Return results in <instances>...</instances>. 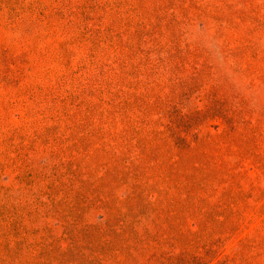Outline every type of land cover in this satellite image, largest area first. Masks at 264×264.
Here are the masks:
<instances>
[{"label": "rangeland", "instance_id": "1", "mask_svg": "<svg viewBox=\"0 0 264 264\" xmlns=\"http://www.w3.org/2000/svg\"><path fill=\"white\" fill-rule=\"evenodd\" d=\"M0 264H264V0H0Z\"/></svg>", "mask_w": 264, "mask_h": 264}]
</instances>
